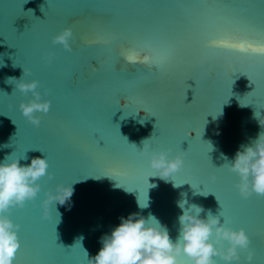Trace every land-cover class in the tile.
Here are the masks:
<instances>
[{"label": "water", "instance_id": "water-1", "mask_svg": "<svg viewBox=\"0 0 264 264\" xmlns=\"http://www.w3.org/2000/svg\"><path fill=\"white\" fill-rule=\"evenodd\" d=\"M89 8L109 14V22L85 14ZM65 27L73 29L71 51L52 42ZM250 28L264 41V0H0V161L12 154L26 156L20 163L28 164L44 156L53 174L38 181L40 191L23 209L4 213L20 224L18 264H87L84 250L94 257L101 237L130 213L154 215L175 240L182 200L186 208L202 206L201 218L208 210L234 217L226 226L243 227L254 250L251 262L239 250L240 264H264V198L253 193L245 200L236 187L238 174L222 167L224 157L232 161L264 130L254 117L257 111L264 120V54L249 58L207 47L222 32ZM93 31L113 35L116 43L86 45ZM122 44L150 46L161 57L173 54L175 62L161 71L127 73ZM23 67L31 70L23 79L38 80L41 99L51 101L47 113H36L39 127L19 109L31 92L25 95L8 81L19 79ZM241 97L250 104L241 106ZM140 107L149 115H141ZM192 130L195 137L187 135ZM146 138L150 147L141 153ZM179 147L187 152L183 167L165 181L150 167L151 153L172 148L168 156L174 158ZM106 171L118 181L94 176ZM58 183H72L71 207L54 201L45 218L42 201ZM139 192L141 204L147 197L143 209ZM177 264L192 262L182 255Z\"/></svg>", "mask_w": 264, "mask_h": 264}, {"label": "clouds", "instance_id": "clouds-1", "mask_svg": "<svg viewBox=\"0 0 264 264\" xmlns=\"http://www.w3.org/2000/svg\"><path fill=\"white\" fill-rule=\"evenodd\" d=\"M70 39H74L73 29L65 27L52 37V42L62 44L65 50L71 51ZM30 74L31 70L23 67V74L19 79L11 77L8 81H15V88L25 95L31 92L32 98L27 102L21 101L19 109L32 125L39 127L41 117L36 113H47L51 101L41 99L38 80L23 79ZM126 103V100H120L121 107ZM138 112L141 115L146 114L143 110ZM260 115L257 111L254 112V117L264 129V120ZM189 135L193 136V132L190 131ZM150 139L141 141L143 147L138 149L141 153L148 152ZM132 145L136 147L135 144ZM168 152L170 150L153 151L149 159L150 167L165 181L184 164L183 152L177 153L174 158H170ZM22 158L27 159L26 156ZM22 158H14L11 154L0 161V264H13L16 251L20 247L17 234L19 225L13 223L4 213L12 207H23L27 201L34 200L41 188L38 181L45 175L49 178L52 176L47 171L49 164L44 156L34 157L28 164H21ZM224 159L225 164L222 167L227 166L240 178L236 187L242 197L247 198L252 193L264 196V130L260 131L251 143L241 145L232 161L229 162L227 157ZM211 179L215 181V175ZM173 186L179 185L174 183ZM73 191L72 183H58L54 192L48 190L42 201L43 216L50 218L54 201L60 205L67 203L71 207ZM217 201L219 202L218 199ZM137 203L141 209L148 206L147 200L141 204L137 199ZM185 204L186 200L178 202L182 214L178 217L179 232L175 240L170 238L167 227L154 215L149 214L145 218L139 213H130L127 218L121 217V222L110 234L101 237L102 246L94 257L90 258L84 250L88 257L87 264H177L182 255H186L192 264H216L213 259L216 256L226 262L240 260L239 250H246L245 259L252 261L254 250L250 248V238L243 227H227L221 222V215H214L211 210H208L206 218H201L200 214L205 211L202 206L192 204L186 208ZM224 241H227L226 247Z\"/></svg>", "mask_w": 264, "mask_h": 264}, {"label": "snow or ice", "instance_id": "snow-or-ice-1", "mask_svg": "<svg viewBox=\"0 0 264 264\" xmlns=\"http://www.w3.org/2000/svg\"><path fill=\"white\" fill-rule=\"evenodd\" d=\"M47 5H48L47 6V9H48L50 7L48 2H47ZM51 5L56 6L52 2H51ZM85 14H93V15L99 17L100 20L105 24L108 23L109 19H110L109 14L98 11L94 8L85 9ZM252 30L253 29L250 28L248 33H241V32H236V31L222 32V33L218 34V36L216 38L211 39L208 42L207 47L213 48V49H218V50L225 51V52H231V53L239 54L241 56H245V57H249V58H251L253 56H257L259 54H264V41H260V40L255 39V37L251 35ZM93 33H94L93 38L85 40V44L88 46L108 47V46H111L114 43H116L115 37L111 34H103V33L96 32V31H93ZM125 46H127V47H125ZM119 55H120V60H123L126 65L131 66V71H129L127 68H124L123 70L127 73H132V74H135L138 71H143V72H152L153 70L161 71V70H163L164 67L170 66L171 64H173L175 62V56L173 54H169L166 57H161L150 46L138 45V44H126V45L122 44L120 47ZM120 70L121 69L117 68V71H120ZM241 74H243V73H241ZM45 94H47V90H45ZM122 98L124 100H126L128 103V98L126 96L122 97ZM238 99H239L240 104L243 106H247L250 104V103H248V104H242L241 103V100H243L244 97H241ZM120 100L118 101L119 104H120ZM141 109L146 114L149 115V113L147 111H145V109L143 107H140L138 110H141ZM209 114L213 115L212 113H209ZM217 115H218V112H217ZM204 120H205V118H204ZM192 132H195V130H192ZM187 135H189V132L187 133ZM195 136H192V137H195ZM168 150L172 151L173 149L169 148ZM176 151L178 153L183 152L184 155L187 154V152L182 151L180 147L177 148ZM210 151H211V145H210L209 152ZM207 155H208V153H207ZM117 160H124V159L120 158ZM112 163L113 162L109 163V165L107 166L108 169H110L112 167ZM94 176L97 178L99 176H109V177L118 181L117 174L110 172V171H106L103 175H94ZM52 178H53V174H52L51 178L48 177L49 180H51ZM147 183H148V178H147ZM117 185L122 186L120 183H117ZM149 187H151V185H149L148 188ZM192 187H193V185H192ZM208 193L209 192H205L203 190V194H208ZM252 195H253V193L251 195H249L247 198H244V197L243 198L245 200H247V199H250L252 197ZM138 197H139V201H140V192H139ZM138 197H137V199H138ZM257 197L258 198H264V196H258V195H257ZM144 199H145V201L147 200L145 193H144ZM24 207H25V205L23 207H19V209H23ZM220 207H222V205H220ZM15 209H16V207H12L6 213H11ZM220 215L223 218L224 223H226V224L233 223L234 217L225 215L223 212H221ZM17 224L19 225V228H20V224L19 223H17ZM249 238H250V236H249ZM250 244H251V238H250ZM243 251L246 253V255L244 256V260H246L245 257L247 256V251L246 250H243ZM14 259L17 260V264H18V249L16 251ZM240 261H241V258H240V260L233 261V262H236V264H240ZM13 262H14V260H13Z\"/></svg>", "mask_w": 264, "mask_h": 264}]
</instances>
